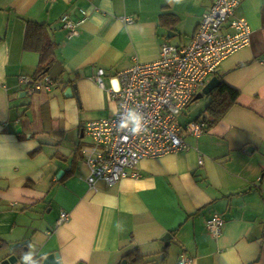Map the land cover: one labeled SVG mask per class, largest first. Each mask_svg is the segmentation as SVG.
Returning <instances> with one entry per match:
<instances>
[{
	"label": "crops",
	"instance_id": "1",
	"mask_svg": "<svg viewBox=\"0 0 264 264\" xmlns=\"http://www.w3.org/2000/svg\"><path fill=\"white\" fill-rule=\"evenodd\" d=\"M210 3L0 0V260L27 243L32 255L58 252L60 264H122L134 247L147 264L184 256L190 264H264V0L236 10L251 25V42L215 73L240 91L220 121L199 136L185 129L187 148L144 158L140 177L113 185L91 188L81 153L85 123L118 109V73L156 60L173 37L188 44ZM63 15L85 17L76 35ZM28 21L46 23L59 44L49 91L32 92L21 80L40 59L24 48ZM99 68L105 87L95 79ZM189 108L183 125L197 118L184 119ZM62 211L69 218L59 222ZM215 212L225 219L220 235L206 225Z\"/></svg>",
	"mask_w": 264,
	"mask_h": 264
},
{
	"label": "built area",
	"instance_id": "2",
	"mask_svg": "<svg viewBox=\"0 0 264 264\" xmlns=\"http://www.w3.org/2000/svg\"><path fill=\"white\" fill-rule=\"evenodd\" d=\"M210 2L188 44L165 41L156 60L137 62L120 71L121 86L117 91L111 90L118 101L116 112L85 123L83 132L89 142L81 150L90 170L87 181L91 188H97L99 181L113 185L125 177L138 178L141 173L137 165L142 159L187 148L185 129L196 136L204 132L205 122L192 120L183 125L180 116L221 62L250 44L252 32L247 18L235 15L243 0ZM62 21L69 34L76 35L85 17L75 21L63 15ZM104 74V68H99L95 76L101 87H105ZM21 80L32 92L49 91L54 86L49 76L32 84L30 76H22ZM137 129L141 130L140 134ZM67 217L68 213L62 211L59 222ZM224 223L219 212L206 221L214 235L222 233ZM191 260L184 256L178 264H190Z\"/></svg>",
	"mask_w": 264,
	"mask_h": 264
},
{
	"label": "trees",
	"instance_id": "3",
	"mask_svg": "<svg viewBox=\"0 0 264 264\" xmlns=\"http://www.w3.org/2000/svg\"><path fill=\"white\" fill-rule=\"evenodd\" d=\"M162 19L166 22L175 23L177 16L173 13H164L162 14ZM24 48L26 50L37 51L40 54L36 73L30 76V84L36 80H42L47 76L56 84L58 80L53 77L52 71L60 62L57 55L59 44L52 38L50 29L46 23L28 21ZM219 79V84L207 95L210 97L209 103L196 118L197 120L202 119L208 128L223 118L226 111L237 101L240 95V91L237 88L229 85L221 76ZM26 87L29 90V85H26ZM5 245L6 243L3 244V246ZM26 246L27 243L18 244L14 247L13 252L21 258L28 253ZM165 252L167 254V249ZM124 259L127 260V264H147L145 255L137 247L128 251L123 256Z\"/></svg>",
	"mask_w": 264,
	"mask_h": 264
},
{
	"label": "water",
	"instance_id": "4",
	"mask_svg": "<svg viewBox=\"0 0 264 264\" xmlns=\"http://www.w3.org/2000/svg\"><path fill=\"white\" fill-rule=\"evenodd\" d=\"M170 32V31H169ZM220 82V79L217 76H214L204 87L202 92H200L196 98L199 99L203 97L205 94H209ZM73 89H75V86L69 87L66 90V95L72 94ZM171 238V234L167 233L163 237V241H165L167 244L169 243V240ZM33 259L37 262V264H60V259H59V253L54 252V253H49L46 255H33ZM0 264H24V260L20 259L17 257L15 254L10 255L6 259H3ZM122 264H127V260L124 259L122 261Z\"/></svg>",
	"mask_w": 264,
	"mask_h": 264
},
{
	"label": "rangeland",
	"instance_id": "5",
	"mask_svg": "<svg viewBox=\"0 0 264 264\" xmlns=\"http://www.w3.org/2000/svg\"><path fill=\"white\" fill-rule=\"evenodd\" d=\"M182 37L183 36H179V35L176 37H173L171 39V42L174 44L182 43V41H181ZM209 101H210V97H208L207 95H205L204 97L199 98L198 100L194 101L189 108L190 114L188 113V114L184 115L185 116L184 119H186V120L192 119V118H195L196 116H198L199 113L206 108ZM181 117H183V116H181Z\"/></svg>",
	"mask_w": 264,
	"mask_h": 264
},
{
	"label": "bare ground",
	"instance_id": "6",
	"mask_svg": "<svg viewBox=\"0 0 264 264\" xmlns=\"http://www.w3.org/2000/svg\"><path fill=\"white\" fill-rule=\"evenodd\" d=\"M240 6H241V5H240ZM237 9H238V8H237ZM237 9H236V10H237ZM202 15H203V14H202ZM235 15H236V11H235ZM236 16H240V15H236ZM251 30H252V29H251ZM248 45H249V44H248ZM246 46H247V45H246ZM244 47H245V46H244ZM242 48H243V47H242ZM232 54H233V53H232ZM225 59H226V58H225ZM221 63H222V62H221ZM220 65H221V64H220ZM220 65H219V66H220ZM104 70H105V69H104ZM216 71H217V70H216ZM215 73H216V72H215ZM215 73L210 77L209 81H210L214 76H216ZM104 76H105V74H104ZM104 76H103V78H104ZM117 76H118V75H117ZM217 77H218V76H217ZM118 78H119V76H118ZM218 78H219V77H218ZM119 79H120V78H119ZM209 81H208V82H209ZM53 82H54V81H53ZM208 82H207V83H208ZM54 85H55V84H54ZM206 85H207V84H206ZM206 85H205V86H206ZM205 86H204V87H205ZM204 87H203V89H204ZM203 89H202V90H203ZM202 90H201L200 92H202ZM43 91H45V90H43ZM200 92H199V93H200ZM199 93H198V94H199ZM198 94H197V95H198ZM205 95H208V94H205ZM205 95H204V96H205ZM204 96H203V97H204ZM201 98H202V97H201ZM196 100H198V99L195 98L194 101H196ZM194 101H193V102H194ZM184 113H185V112H184ZM184 113H182L181 116H182ZM196 120H197V119H196ZM199 120H202V119H199ZM207 129H208V127H207V125H206L205 130H207ZM205 130H204V131H205ZM201 134H202V133H201ZM201 134H200V135H201ZM198 136H199V135H198ZM81 148H82V147H81ZM81 153H82V150H81ZM82 155H83V154H82ZM67 213H68V212H67ZM60 218H61V215H60ZM68 218H69V213H68V217H67L66 219H64V220H67ZM64 220H62V221H64ZM13 254H15V253H13ZM13 254H11V255H13ZM15 255H16V254H15ZM16 256H17V255H16ZM8 257H9V256H8ZM17 257H18V256H17ZM23 257H24V256H23ZM23 257H21L20 259H22ZM5 259H6V258H5ZM2 260H3V259H2ZM2 260H0V263H1Z\"/></svg>",
	"mask_w": 264,
	"mask_h": 264
},
{
	"label": "clouds",
	"instance_id": "7",
	"mask_svg": "<svg viewBox=\"0 0 264 264\" xmlns=\"http://www.w3.org/2000/svg\"><path fill=\"white\" fill-rule=\"evenodd\" d=\"M146 131H147V129L145 128L144 132H146ZM136 132H137V134H140L141 130L137 129ZM23 260H24V264H37V262L33 259L32 253L25 254V256L23 257Z\"/></svg>",
	"mask_w": 264,
	"mask_h": 264
}]
</instances>
